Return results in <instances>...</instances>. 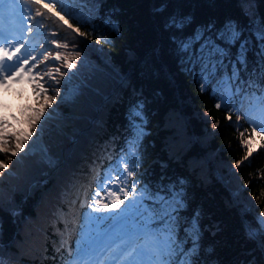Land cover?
Wrapping results in <instances>:
<instances>
[{
    "label": "trees",
    "instance_id": "1",
    "mask_svg": "<svg viewBox=\"0 0 264 264\" xmlns=\"http://www.w3.org/2000/svg\"><path fill=\"white\" fill-rule=\"evenodd\" d=\"M162 3L167 4L165 11L155 12ZM255 10L264 17V0H255ZM173 12L193 17L183 33L163 27ZM107 13H112L121 29L119 34L109 33L110 44L96 43L91 24H78L65 16L73 26L68 28L59 17L44 19L33 12L30 25L44 20L43 35L35 40L38 45L57 39L69 45L59 49L63 54L79 51L81 55L73 61L75 75L61 67L67 75L61 78L57 74L60 84L53 83V88L59 87L61 95L50 108L44 105L43 96L36 95L32 83L20 119L1 114L0 124L5 126L0 135L20 134L21 125L31 130L35 110L45 106L52 118L42 121L41 146L53 162H46L41 148H33L20 164L16 160L24 153L11 162L0 153V160L9 163L8 171L0 175V251L13 264H55L53 249L61 239L65 249L75 248L82 213L88 210L81 204L95 190L97 174L122 154L130 136V104L145 98L147 135L140 148L136 178L153 184L162 177L165 183L177 177L188 180L190 200L184 214L202 210L203 244L212 249L205 253L209 264H247L252 259L264 264V253L247 239L242 227L244 221L254 224V217L264 211V140L252 133L243 114L237 120L233 112L229 120L223 108H215L217 101L208 92H200L181 67L171 42L173 34L189 35L197 26L211 22L219 28L232 19L246 26L248 17L239 0H103L100 16ZM93 23L100 25L102 20ZM76 28L87 35L81 36ZM39 67L54 71L43 64ZM249 137L254 151L245 160L249 147L241 140Z\"/></svg>",
    "mask_w": 264,
    "mask_h": 264
},
{
    "label": "snow or ice",
    "instance_id": "2",
    "mask_svg": "<svg viewBox=\"0 0 264 264\" xmlns=\"http://www.w3.org/2000/svg\"><path fill=\"white\" fill-rule=\"evenodd\" d=\"M102 4L103 0H0V20L11 21L7 27L0 24V86L7 85L10 80L18 82L27 74L34 84V92L38 97L43 96L44 105L50 108L61 95L59 87L53 88V83L60 84L57 74L61 78L67 75L61 67L72 73L77 66L73 61L81 54L79 51L63 54L59 49H66L69 45L57 39L35 44L37 37L43 35L44 20L30 25L34 19L33 12L44 19L59 17L68 28L73 26L65 16L76 19L78 24H91L96 43L110 44L109 33L119 34L121 29L112 19V13L100 16ZM239 4L248 17L246 26L232 19L226 20L219 28L211 22L197 26L189 35L173 34L171 42L181 67L201 93L208 92L217 101L215 108H223L229 120L233 112L237 114V120L243 114L252 126V133L264 140V17L255 10V0H239ZM166 8L167 4L162 3L154 11L163 13ZM96 19L102 20V24L93 23ZM192 23L191 14L173 12L166 17L163 27L183 33ZM74 31L81 36L87 35L79 28ZM51 35L55 37L57 33ZM37 46L42 49L39 53ZM41 64L45 69L54 68V71L40 69ZM50 91L54 94L50 95ZM75 94L78 95L79 90ZM63 100L61 97V102ZM45 106L35 110L30 119L31 130L26 134L21 130L20 134L0 135V153L6 155L7 161L11 162L18 153H24L16 160L20 164L41 141L44 123L52 118V113L46 112ZM145 106V98L130 104L127 112L130 136L125 141L122 154L102 174H97L95 190L81 204L88 211L82 213L83 223L75 248L65 249L61 239L53 249L55 264H209L205 253H211L212 249L205 248L203 244L202 210L197 208L191 215L184 214L190 200L188 180L177 177L165 183V177H162L153 184L136 178L140 148L147 135ZM4 126L0 124V128ZM239 127L237 125V130ZM240 135L243 137L245 133ZM33 136L36 137L34 140ZM241 144L249 147L244 157L247 160L254 151L251 138L242 139ZM42 154L46 162L52 164V158L45 149H42ZM6 160H0V175L9 169ZM239 164L237 161L236 166ZM8 174L12 175L11 172ZM261 178L264 179V173H261ZM12 214L18 215L14 210ZM254 221V224L244 221L242 227L247 239L255 242L264 253V211L257 214ZM0 264L13 262L0 251ZM247 264H256V261L252 259Z\"/></svg>",
    "mask_w": 264,
    "mask_h": 264
},
{
    "label": "rangeland",
    "instance_id": "3",
    "mask_svg": "<svg viewBox=\"0 0 264 264\" xmlns=\"http://www.w3.org/2000/svg\"><path fill=\"white\" fill-rule=\"evenodd\" d=\"M27 76V75H26ZM7 91L8 90H6V89H3L1 86H0V99H2V100H5V99H7V97H8V95H7ZM11 94V91L9 90V95ZM22 99H23V97H21ZM19 100V98H18V95H16V94H14L12 97H11V100H10V102H9V104H8V108H13V107H15L16 106V102ZM27 102H28V98H26V99H24V105L25 104H27ZM0 103H2V102H0ZM24 105L22 106V105H18L19 107V110L20 111H22V107H24ZM3 112L5 111V108L4 107H1L0 108ZM17 121H12V124H17L16 123ZM20 125V124H19ZM21 127V129H19V131H20V133H21V130H23V133H27L28 131L25 129V127H24V125H21L20 126ZM66 134V136L69 138L70 137V135H69V130L65 133ZM36 137L34 136L32 139L34 140ZM74 141H75V137L73 138V140H72V142H73V144H74ZM31 141H29V146H31ZM34 148H41V150L43 149L42 148V146H41V141L39 142V143H37L36 145H35V147Z\"/></svg>",
    "mask_w": 264,
    "mask_h": 264
}]
</instances>
